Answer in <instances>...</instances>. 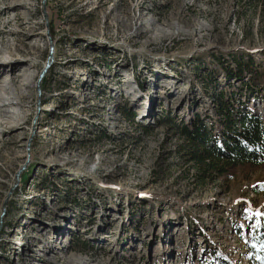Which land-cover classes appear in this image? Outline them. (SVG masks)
Segmentation results:
<instances>
[{"label": "rangeland", "instance_id": "rangeland-1", "mask_svg": "<svg viewBox=\"0 0 264 264\" xmlns=\"http://www.w3.org/2000/svg\"><path fill=\"white\" fill-rule=\"evenodd\" d=\"M237 55L264 70V0H0V264H264V167L180 151Z\"/></svg>", "mask_w": 264, "mask_h": 264}, {"label": "trees", "instance_id": "trees-1", "mask_svg": "<svg viewBox=\"0 0 264 264\" xmlns=\"http://www.w3.org/2000/svg\"><path fill=\"white\" fill-rule=\"evenodd\" d=\"M232 62L236 67L222 66L226 84L222 85L211 72L201 77L203 82L206 81L204 85H212L214 90L215 118L196 114L193 120L181 123L178 129L183 140L180 151L196 170L195 179L199 185L217 180L239 165L264 167V115L248 110L247 100L243 99L245 90L252 89L253 74L264 91V70L253 67L252 56L246 61L245 55H237ZM231 79L239 82L238 93L232 91ZM43 81L49 82L47 77ZM128 119L134 120V114ZM217 252L216 248L211 251L212 260L217 258Z\"/></svg>", "mask_w": 264, "mask_h": 264}, {"label": "bare ground", "instance_id": "bare-ground-1", "mask_svg": "<svg viewBox=\"0 0 264 264\" xmlns=\"http://www.w3.org/2000/svg\"><path fill=\"white\" fill-rule=\"evenodd\" d=\"M18 69V63H16V64H14V65H11V69H10V71H12V72H15L16 70ZM1 72V71H0ZM131 79H126L125 81L126 82H129ZM5 82V81H4ZM23 96L25 97V94L23 93ZM8 99V101H6V102H4V103H1L0 104V107H4V106H10L11 104H13L14 102H12L11 100H10V98H7ZM6 112H9V111H6Z\"/></svg>", "mask_w": 264, "mask_h": 264}, {"label": "water", "instance_id": "water-1", "mask_svg": "<svg viewBox=\"0 0 264 264\" xmlns=\"http://www.w3.org/2000/svg\"><path fill=\"white\" fill-rule=\"evenodd\" d=\"M46 0H43V4H45ZM45 15H46V12H45ZM51 52H52V49H51ZM53 58V56H52ZM52 65V62L49 61L48 64L46 65V68L42 71L41 75H40V81L44 78L45 74L47 73L48 69L51 67ZM24 168V167H23ZM23 168L21 169V171L23 170ZM21 171L17 174V179L19 180L20 179V175H21ZM16 179V180H17ZM6 206V205H5Z\"/></svg>", "mask_w": 264, "mask_h": 264}]
</instances>
